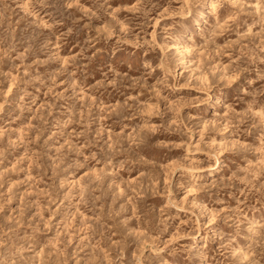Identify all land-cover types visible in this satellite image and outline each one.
I'll list each match as a JSON object with an SVG mask.
<instances>
[{
	"label": "rangeland",
	"instance_id": "374dc122",
	"mask_svg": "<svg viewBox=\"0 0 264 264\" xmlns=\"http://www.w3.org/2000/svg\"><path fill=\"white\" fill-rule=\"evenodd\" d=\"M0 264H264V0H0Z\"/></svg>",
	"mask_w": 264,
	"mask_h": 264
},
{
	"label": "bare ground",
	"instance_id": "6f19581e",
	"mask_svg": "<svg viewBox=\"0 0 264 264\" xmlns=\"http://www.w3.org/2000/svg\"><path fill=\"white\" fill-rule=\"evenodd\" d=\"M213 3L212 2H209L207 4V7L200 12L199 16L194 20V24L195 25H199L203 22H205L208 14L210 13V10L213 9ZM178 48H182L181 52H183V47L179 46ZM212 94V93H211ZM219 169L218 167H215L212 171L209 172V175L210 176H213L215 172H217ZM192 172H196L195 169H191ZM215 171V172H214ZM192 174V173H191Z\"/></svg>",
	"mask_w": 264,
	"mask_h": 264
}]
</instances>
